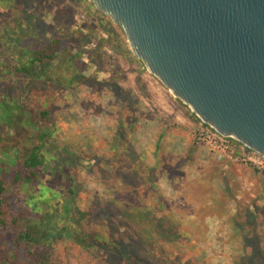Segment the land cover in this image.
<instances>
[{
	"label": "rangeland",
	"instance_id": "obj_1",
	"mask_svg": "<svg viewBox=\"0 0 264 264\" xmlns=\"http://www.w3.org/2000/svg\"><path fill=\"white\" fill-rule=\"evenodd\" d=\"M16 1L11 0L2 7L12 8ZM50 1H54V4L46 3L44 0H33L29 4L32 9L27 11L33 14V23L38 18L41 19L42 12L47 35L53 29L54 32L57 30L63 33L65 30H62L58 18H55L63 17L68 8L73 15L72 22L84 27H88V24L95 27L94 35L102 48L87 52L90 46L84 47L85 52H81L78 64L73 66L70 72L64 63L56 66V69L49 68L51 81L47 80L42 84L37 82L39 79L33 78L34 82L29 87L26 86L27 80L21 77L7 85L5 83L7 79L3 76L0 79V87L2 85L0 101L11 105L17 104L15 106L20 107L19 100H23L21 106L26 107L28 111L25 112L29 114L33 109L37 111L48 108L53 102L52 118L57 129L53 137L57 145L70 151H77L85 165L79 170L77 179L81 187L77 206L82 210L94 211L96 207L102 208L103 204L110 200L118 206L126 203L133 213L130 224L121 219L115 210L111 213L109 226L107 228L96 226V229L124 239L133 237L136 255L145 259L148 264H238L243 261L250 254L251 248L245 246L238 235L231 232L230 217L237 213L236 208L257 204L258 210H263L264 218V196L259 200L255 198L256 187L259 184L264 185V174L255 172L247 164L231 163L223 168V163H218L219 167L224 169L222 176L225 175L228 180L211 178L209 164L200 161L208 152V147L196 140L194 136L196 129L186 132L184 137H178L172 130L161 132L160 129L161 119H168L164 115L166 109L172 108L176 114L177 112L180 116L184 114L185 118L197 122L196 124H200L201 120L147 71L144 63L131 51L121 27L112 23L108 16L95 12L91 1ZM11 14L15 17L19 15L17 11L12 10ZM53 20L56 22L55 28ZM62 23L65 21L62 20ZM0 25L8 29L9 24L1 17ZM29 27L32 29V26ZM23 28L27 29V26ZM104 28L111 34L110 37ZM36 29L33 25V32L28 34V40L33 41L29 48L34 51L40 45ZM19 30L21 31V28ZM36 35L37 38L34 39ZM101 37L102 40L110 41L107 43L104 40L103 44H100ZM91 42V45H97L95 41ZM96 57H100L99 60H95ZM81 70H84L88 80L75 88L63 89L59 93L58 90L63 87H55L57 81L63 86L79 84ZM9 72L7 70L4 74ZM123 72L126 78L118 79ZM66 74H69V79L66 78ZM139 81L143 88L140 91L135 85ZM132 87L136 90L134 91ZM129 90L130 93L127 92ZM135 98L138 102L136 107L142 110L141 114H131L127 110L126 103L132 102ZM122 105L126 106L125 109H121ZM5 113L6 111L2 116H6ZM128 117L132 119V127L135 125V128L132 130L126 123L124 132L135 156L130 160L132 165L129 169L121 167L122 177L117 178L114 175L115 170L120 167L119 163H122L113 160L120 156L124 149L116 145L112 150L109 139L116 130V118L125 123ZM3 118H0V170L6 171L15 166V159L6 153L9 146L5 142L1 143L3 142L1 137L8 131L9 126L5 119L2 120ZM23 122L20 124L22 127L25 125ZM29 142V139L22 137L18 145H27ZM190 147H193V153L199 154L197 157L193 154L192 162L181 163V158ZM155 151L158 152L157 156ZM108 158L110 161L106 162ZM87 166H95L96 172H89L91 170ZM131 169H134V175L130 174ZM149 169L155 170V180L150 176ZM123 177L126 178V182L123 181ZM224 184L226 188L233 189L236 201L224 200L220 193ZM28 187L29 191L23 193L30 197L33 187ZM212 197L218 199L214 204L216 209L212 206ZM159 203L164 207L160 213L159 208L157 209ZM132 204L141 206L143 209L140 211L151 214L153 212V216L149 215L151 218L147 222L139 218L135 221L138 210L134 209ZM40 205L41 213L46 212L47 205L44 203ZM49 207L50 210H54V207ZM61 209L65 211V204H62ZM157 215L162 216L161 219L171 218L175 223L156 222ZM159 223H162L160 232L166 233L167 237L172 239L170 244L155 240ZM257 228L261 233V248L264 250V222L257 223ZM150 232L153 233L155 241L152 240L148 245L143 239H139V234L145 237ZM247 233L246 235H250ZM173 239H177V243L173 242ZM254 243L252 241L251 244ZM55 248L53 257L55 264H94L79 260V253L70 242L59 243Z\"/></svg>",
	"mask_w": 264,
	"mask_h": 264
},
{
	"label": "trees",
	"instance_id": "obj_2",
	"mask_svg": "<svg viewBox=\"0 0 264 264\" xmlns=\"http://www.w3.org/2000/svg\"><path fill=\"white\" fill-rule=\"evenodd\" d=\"M10 1L0 0V18L3 17L9 24L8 29L2 28L0 25V79L4 76L7 79L5 82L7 85L21 77L27 80L26 86L29 87L34 82L33 78L39 79L37 82L40 84L47 80L51 81L49 68L53 70L56 69V66L64 63L67 71L70 72L71 68L78 64L81 52H85L84 47L90 46L87 52H93V49L101 50L102 46H99L94 35L95 27L91 24L84 27V25L72 22L73 15L68 8L63 17L55 18H58L59 26L65 32H58L56 29L57 32H54L52 28L53 30H50V34L47 35V26L42 20L44 18L42 12L41 19L38 18L33 23V14L27 11L31 8L29 4L33 0H17L12 8L2 7L3 4ZM44 1L54 4V1ZM11 10L12 12L17 11L19 15L12 16ZM95 12L101 13L96 9ZM62 20L65 21L64 24ZM55 24L54 21V28ZM29 25L32 26V29ZM33 25L37 28V35L39 34L38 43L40 45L36 51L29 48L33 41L28 40V34L33 32ZM24 26H27V29L23 28ZM18 27L21 28V31ZM104 31L109 37L111 36L105 28ZM37 35L34 39L37 38ZM102 39L101 37L100 44H103L104 40L107 43L110 41ZM91 40L95 41L97 45H91ZM20 48L23 49L19 51ZM99 58L94 59L99 60ZM7 70L10 72L5 75L4 72ZM66 78H70L69 74H66ZM125 78L124 72L118 77L120 80ZM79 79V84H66L65 86L57 81L55 87H63L58 90L60 93L63 89L75 88L77 85L85 83L88 76L84 74V70H81ZM127 92L130 93V90ZM22 102L23 100H19L20 107H18L15 106L17 104L11 105L0 101V118L4 117L2 120L5 119V123L9 125L8 131L1 137L3 140L1 143L5 142L9 146L6 153L15 159L14 167L6 171L0 170V264H55L53 261L55 247L59 243L66 242H70L71 246L77 249L78 259L84 262L86 260L88 263L90 261L94 264L107 262H109L108 264H148L145 259L136 255L133 237L124 239L96 229V226L107 228L111 213L115 210L121 219L130 224L133 213L126 203L118 206L112 200L106 201L102 208L96 207L94 211L92 209L82 210L77 206V199L81 193L77 179L79 170L85 165L82 162L81 154L77 151H70L57 145L53 137V133L57 130L55 120L52 118L53 102L46 109L42 108L37 111L33 109L30 114L25 112L28 109L21 106ZM136 102L135 98L132 99V102L126 103L127 110L131 114L142 113V110L136 107ZM126 106L122 105L121 109H125ZM4 111H6V116H2ZM116 121V130L109 140L112 150L116 145H120L124 149L123 153L113 160L122 163H119L120 167L115 170L114 174L117 178H121L123 174L121 167L129 169L132 165L130 160L135 156V153L124 132L126 123L132 127V119L126 118L125 123L120 122L118 118ZM21 122L25 123L24 127L20 126ZM134 128L135 125L131 129ZM22 137L29 139V144L18 145ZM193 151V147H190L180 162H192ZM157 154L158 152L155 151L156 156ZM109 161V158L106 159V162ZM203 161L209 164L211 178L218 177L224 181L228 180L225 175L222 176L224 169L220 168L218 163H223V168H226L231 164L230 162H217L213 151L210 150L203 155ZM87 168L91 170L89 172H96L95 166H87ZM252 168L255 172L262 174L254 167ZM154 171V169H149L153 180L156 176ZM130 174H135L134 169L130 170ZM123 181L126 182L125 177H123ZM28 186L33 187L30 197L23 193V191L25 193L29 191ZM152 186H154L153 183ZM256 188L255 198L262 199L264 185L259 184ZM221 190L220 193L226 202L236 201L233 189L226 188L224 184ZM212 200V206L216 209L214 204L218 199L212 197ZM42 203L48 208L44 213H41L40 204ZM62 204H65V211L61 209ZM49 206L54 207V210H50ZM132 206L138 210V213L135 214V221L139 218V220L147 222L153 216V212L151 214L147 211H140L143 208L139 205L132 204ZM158 208L160 213L164 208L162 203L157 205ZM236 212L230 217L231 232L238 235L243 244H246L245 246L248 245L251 248L250 254L238 264H264V250L261 248L262 237L257 228V223L264 222L263 210H258L257 204H251L243 208H236ZM161 217L157 215L155 221L175 223L171 218L161 219ZM161 225L162 223H159L156 228L158 238L155 237V240L170 244L172 239H169L166 233L160 232ZM247 232L250 235H246ZM139 239H143L150 245L154 240L153 233L150 232L145 237L139 234ZM252 241L255 242L253 245ZM173 242L177 243V239H173Z\"/></svg>",
	"mask_w": 264,
	"mask_h": 264
},
{
	"label": "water",
	"instance_id": "obj_3",
	"mask_svg": "<svg viewBox=\"0 0 264 264\" xmlns=\"http://www.w3.org/2000/svg\"><path fill=\"white\" fill-rule=\"evenodd\" d=\"M205 124L264 156V0H88Z\"/></svg>",
	"mask_w": 264,
	"mask_h": 264
},
{
	"label": "built area",
	"instance_id": "obj_4",
	"mask_svg": "<svg viewBox=\"0 0 264 264\" xmlns=\"http://www.w3.org/2000/svg\"><path fill=\"white\" fill-rule=\"evenodd\" d=\"M194 136L208 147V151H213L217 162L247 164L264 174V156L240 144L233 137L221 135L202 121Z\"/></svg>",
	"mask_w": 264,
	"mask_h": 264
},
{
	"label": "crops",
	"instance_id": "obj_5",
	"mask_svg": "<svg viewBox=\"0 0 264 264\" xmlns=\"http://www.w3.org/2000/svg\"><path fill=\"white\" fill-rule=\"evenodd\" d=\"M140 81L137 82L136 85V89L138 91L142 90L143 88H141V85H139ZM133 88V87H132ZM136 89L133 88V90L135 91ZM164 115L168 118V119H161L162 122H160L161 124V132H171L174 131V134L178 135V137H184L186 136V132L190 131V130H194L198 128V124H196L197 122H193L192 120H190L189 118H185L184 114H182V116H180V113L177 112V114L175 113L174 109H166L164 111ZM172 118V119H171ZM178 128H180L181 130H178ZM181 131V133H180ZM196 145V144H195ZM204 148V147H203ZM197 157V155L199 154L198 152L194 153ZM203 158V157H202ZM202 158H200L201 162H203Z\"/></svg>",
	"mask_w": 264,
	"mask_h": 264
}]
</instances>
